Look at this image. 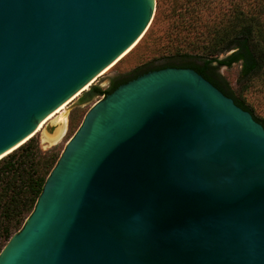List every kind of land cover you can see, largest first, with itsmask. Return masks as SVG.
<instances>
[{
	"label": "water",
	"instance_id": "water-1",
	"mask_svg": "<svg viewBox=\"0 0 264 264\" xmlns=\"http://www.w3.org/2000/svg\"><path fill=\"white\" fill-rule=\"evenodd\" d=\"M155 10L0 0V160L138 43ZM0 264H264L263 126L192 69L119 86L83 115Z\"/></svg>",
	"mask_w": 264,
	"mask_h": 264
},
{
	"label": "trees",
	"instance_id": "trees-1",
	"mask_svg": "<svg viewBox=\"0 0 264 264\" xmlns=\"http://www.w3.org/2000/svg\"><path fill=\"white\" fill-rule=\"evenodd\" d=\"M177 7L184 11L204 6L207 0H187ZM232 11V19L225 26L206 35L208 43L198 49L199 53L174 51L166 55V62L154 65L153 62L134 68L118 80L112 81L107 88L91 86L81 100L86 102L93 97H106L119 86L128 83L151 71L165 68L192 69L225 96L231 98L241 109L249 112L253 119L264 128V119L255 115L253 109L245 103L243 94L249 81L264 73V0H225ZM193 2V3H192ZM177 4V3H176ZM152 21L147 33L154 24ZM186 25L190 22L184 21ZM146 33V34H147ZM145 34V36H146ZM233 51L231 54H229ZM220 55H224L220 58ZM240 64V86L236 94L227 81L217 73L219 67L230 68ZM57 153H41L34 138L0 160V210L3 218L1 234L4 241L12 237L13 229H21L26 218L33 211L42 192L43 185L56 165Z\"/></svg>",
	"mask_w": 264,
	"mask_h": 264
},
{
	"label": "rangeland",
	"instance_id": "rangeland-1",
	"mask_svg": "<svg viewBox=\"0 0 264 264\" xmlns=\"http://www.w3.org/2000/svg\"><path fill=\"white\" fill-rule=\"evenodd\" d=\"M187 0H156L154 24L149 32L144 35L135 45L134 49L121 61L114 65L109 71L98 75L91 86L102 89L107 88L112 81L118 80L134 68L153 62L154 65L166 62V55L180 50L182 52L199 53L198 49L208 43L206 35H212V31L219 29L232 19L230 5L225 0H207L204 6H196L194 10L184 11L187 5L177 7ZM177 3V4H176ZM193 3V2H192ZM188 7V6H187ZM184 21H189L188 25ZM224 55H220L223 58ZM240 64H234L230 68L219 67L218 73L227 81L229 87L237 94L240 86L246 82H240ZM90 86V87H91ZM89 87V88H90ZM88 88V89H89ZM85 92L80 93L65 107V122L62 136L55 143L44 141L46 136H52L58 125L56 117L45 123L43 130L33 136L41 153H61L81 118L101 97H93L89 101H82L81 97ZM245 103L253 109L255 115L264 119V73L258 78L251 79L247 90L243 94ZM56 120V121H55ZM58 123V124H57ZM45 136V137H44ZM46 140V139H45ZM1 212V210H0ZM2 214L0 213V232L3 225ZM20 229H13L12 235ZM8 241H4L0 233V251Z\"/></svg>",
	"mask_w": 264,
	"mask_h": 264
},
{
	"label": "bare ground",
	"instance_id": "bare-ground-1",
	"mask_svg": "<svg viewBox=\"0 0 264 264\" xmlns=\"http://www.w3.org/2000/svg\"><path fill=\"white\" fill-rule=\"evenodd\" d=\"M140 41V40H139ZM137 43L135 42L134 44H132L126 51H124L120 56H118V58H116L112 63H110L108 66H106L104 69H102L87 85L84 86V88H82L81 90H85L88 89V85L92 84V82L94 81V79L98 76L101 75L102 73H105L107 71H109L114 65H116L119 61H121L126 55H128L135 47ZM81 90L76 93L74 96L70 97L68 100L64 101L62 104H60L58 107H56L53 111H51L44 119H42V121L39 123L38 128L35 132L38 133L39 131H41V129H43L45 123H47V121H49L51 118L56 117V119L59 120V124H60V128L57 129L56 133L54 135H50V136H44L45 139L44 141H46L47 143H55L60 136H62L63 133V128H64V123L65 122V114L63 111H65V107L66 105L71 102L73 99H75L80 93ZM56 121V120H55ZM57 123V124H58ZM34 134V135H35ZM1 157V156H0Z\"/></svg>",
	"mask_w": 264,
	"mask_h": 264
},
{
	"label": "flooded vegetation",
	"instance_id": "flooded-vegetation-1",
	"mask_svg": "<svg viewBox=\"0 0 264 264\" xmlns=\"http://www.w3.org/2000/svg\"><path fill=\"white\" fill-rule=\"evenodd\" d=\"M217 73H218V71H217ZM219 74V73H218Z\"/></svg>",
	"mask_w": 264,
	"mask_h": 264
}]
</instances>
